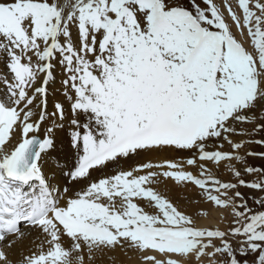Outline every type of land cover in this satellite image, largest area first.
<instances>
[{
	"label": "snow or ice",
	"instance_id": "snow-or-ice-1",
	"mask_svg": "<svg viewBox=\"0 0 264 264\" xmlns=\"http://www.w3.org/2000/svg\"><path fill=\"white\" fill-rule=\"evenodd\" d=\"M256 147L264 0H0V264H264Z\"/></svg>",
	"mask_w": 264,
	"mask_h": 264
},
{
	"label": "rangeland",
	"instance_id": "rangeland-1",
	"mask_svg": "<svg viewBox=\"0 0 264 264\" xmlns=\"http://www.w3.org/2000/svg\"><path fill=\"white\" fill-rule=\"evenodd\" d=\"M255 151H262V150H264V149H261V148H259V147H256L255 149H254ZM250 163H253V164H257V165H259V164H261V163H264V161H261V160H259V159H255V158H250ZM193 192V193H192ZM188 196H194L195 195V190L193 189V190H190L189 192H188V194H187ZM182 197H183V194H182ZM118 251V252H117ZM114 254L112 253V260H105L104 261V263H107V264H134V260L135 259H137L138 257H137V255L135 254V253H132L131 254V252H129L128 254H125L124 252H122V251H120V250H117ZM135 254V255H134ZM123 255V256H122ZM130 255V256H129ZM123 257H124V259L126 260H124L123 259ZM132 258V259H131ZM123 259V260H122ZM127 259H129V260H127ZM124 261V262H123ZM127 261H131V262H128L127 263ZM137 261H139V260H137ZM126 262V263H125ZM140 262V261H139Z\"/></svg>",
	"mask_w": 264,
	"mask_h": 264
},
{
	"label": "bare ground",
	"instance_id": "bare-ground-1",
	"mask_svg": "<svg viewBox=\"0 0 264 264\" xmlns=\"http://www.w3.org/2000/svg\"><path fill=\"white\" fill-rule=\"evenodd\" d=\"M56 86H58V85H56ZM193 193V192H192ZM195 196V195H194ZM213 221H208V220H203V221H201V223H205V224H207V223H212ZM118 252V251H117ZM115 253V252H114ZM113 253V254H114ZM116 254V253H115ZM128 254V253H127ZM132 254V253H131ZM135 255V254H134ZM123 256V255H122ZM130 256V255H129ZM123 259H124V257H123ZM122 259V260H123ZM132 259V258H131ZM125 260V259H124ZM127 260H129V259H127ZM137 260H139L138 258L137 259H135L134 260V264H140V262L139 261H137ZM126 261V260H125ZM124 262V261H123ZM128 262H131V261H127V263ZM126 263V262H125ZM104 264H107V263H104ZM131 264V263H130Z\"/></svg>",
	"mask_w": 264,
	"mask_h": 264
}]
</instances>
